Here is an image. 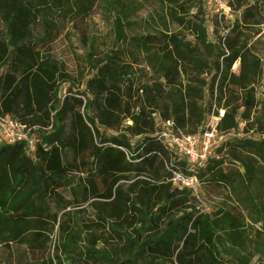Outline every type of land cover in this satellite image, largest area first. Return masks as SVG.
I'll return each mask as SVG.
<instances>
[{"label": "trees", "instance_id": "trees-1", "mask_svg": "<svg viewBox=\"0 0 264 264\" xmlns=\"http://www.w3.org/2000/svg\"><path fill=\"white\" fill-rule=\"evenodd\" d=\"M225 1L235 19L212 40L205 0H159L161 26L137 32L130 0H97L111 45L88 37L77 88L52 105L56 127L90 131L93 152L51 170L0 234L9 251L26 241L21 225L38 229L18 264H218L212 254L226 245L264 256V0ZM209 115L229 138L190 174L234 201L208 213L171 184L186 165L155 134L169 121L177 136L196 135ZM181 213L178 238L166 223Z\"/></svg>", "mask_w": 264, "mask_h": 264}, {"label": "rangeland", "instance_id": "rangeland-1", "mask_svg": "<svg viewBox=\"0 0 264 264\" xmlns=\"http://www.w3.org/2000/svg\"><path fill=\"white\" fill-rule=\"evenodd\" d=\"M130 1L137 9V17L129 20L135 22V26L131 27L134 32L147 26H161L163 11L159 0ZM0 12L5 16L6 25L4 27L0 20L3 41L13 55L12 67H7L4 75L8 81L16 82L0 94V118L22 123L28 131L29 140H33L32 146L25 143L11 145L0 136L1 234L4 230H11V220L17 209L34 196L51 170L74 156L93 152L90 149V131L73 137L69 134L66 121L56 127L52 105L62 99L70 88H77L76 61L85 56L88 37L94 38L100 47H109L111 40L108 36L109 23L102 17L97 0H0ZM215 14L213 8L206 4V25L212 40L216 39L218 30L235 19L234 14L223 17V20L220 19L222 16ZM23 76H30L33 84L30 91H26ZM247 137L257 139L258 136L249 134ZM228 138L222 136L221 142ZM36 140L38 142L35 143ZM40 142L48 146L46 152ZM217 148L211 151L208 160L215 158ZM216 192L213 185L200 187L199 194L206 200V208L201 205L198 210L209 213L231 207L234 198L231 200ZM245 224H249L248 234H259L255 229L257 226L247 220ZM166 225L177 228L179 238L187 230L188 219H185V214H177ZM33 228L26 229L23 225L18 228L17 231H26V241L23 240L21 246L11 243L13 249L8 251L6 246L0 244V264H18L19 260H25L30 235L38 231ZM95 233V229H92L88 235ZM212 255L218 264H264V256L252 253L249 248L238 250L226 245L220 249L219 255L215 252ZM210 262L209 259L203 264Z\"/></svg>", "mask_w": 264, "mask_h": 264}, {"label": "built area", "instance_id": "built-area-1", "mask_svg": "<svg viewBox=\"0 0 264 264\" xmlns=\"http://www.w3.org/2000/svg\"><path fill=\"white\" fill-rule=\"evenodd\" d=\"M205 1L217 15L223 17L231 15V10L225 0ZM221 116L222 112L220 111L219 117ZM219 117H208L202 131L196 135L177 136L172 129V123L169 121L164 122L161 129L155 134V137L164 145H168L174 154L180 157L186 165V170H173L169 181L183 194L194 196L199 200L203 208H206V202L201 201L199 198L200 185L196 177L190 172L201 168L211 151L222 144V135H219L216 129ZM0 136L3 141L11 145L20 143H25L29 146L33 145V140H29L25 126L10 118H0ZM40 144L43 151L46 152L48 146L41 142Z\"/></svg>", "mask_w": 264, "mask_h": 264}, {"label": "flooded vegetation", "instance_id": "flooded-vegetation-1", "mask_svg": "<svg viewBox=\"0 0 264 264\" xmlns=\"http://www.w3.org/2000/svg\"><path fill=\"white\" fill-rule=\"evenodd\" d=\"M0 14H1L0 20L4 24L5 16H4V14H2V12H0ZM4 27H6L5 24H4ZM3 39H4V37L2 36L1 29H0V94L5 92L6 89L11 88L16 83L15 80L8 81L7 78L4 75V72L6 71V68L7 67H9V68L12 67L11 61H12L13 55L11 54L10 50L7 49V46H6L5 42L3 41ZM27 43L31 44V41H28ZM22 81H23V83L25 85L26 91H30L33 88V84L30 81V76H27V77L23 76ZM167 235H168V232H166L164 235L160 232L159 235H158V238L159 239H165L167 237ZM51 243H52L51 247H53V245L55 243V237L54 236L52 238V242ZM96 246H97V248H101L102 244L101 243H97ZM94 264H96V263L94 262ZM115 264H119L118 261ZM133 264H147V263H146L145 260L137 259ZM156 264H171V263H167V262L164 261V263L158 262ZM173 264H177L175 262V260H174Z\"/></svg>", "mask_w": 264, "mask_h": 264}]
</instances>
